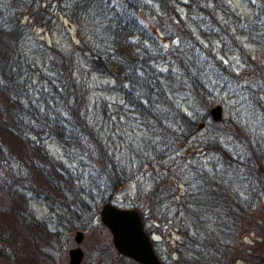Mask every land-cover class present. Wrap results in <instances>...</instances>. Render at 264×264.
<instances>
[{"label":"trees","instance_id":"1","mask_svg":"<svg viewBox=\"0 0 264 264\" xmlns=\"http://www.w3.org/2000/svg\"><path fill=\"white\" fill-rule=\"evenodd\" d=\"M108 2L78 0L72 5L73 12L79 11L82 18L91 17L101 23L112 18L111 27L100 26L106 31L103 30L104 34H109L106 38L111 41H118L129 32L131 36H144L137 19L143 17L145 8L150 9L146 0ZM40 4V0H0V96L4 98V102H0V118L12 144H18L22 157L26 159L31 153L37 161L29 162L28 169L23 173L21 165L8 163L3 156L4 150L0 148V193L4 194L18 228H23L31 236L35 226L40 225L34 219L27 200L29 195L39 193L31 186L33 171L58 193L57 197H41L52 215L56 216L57 227L88 231L101 206L115 202L117 194L136 176L139 164L123 160L119 155L117 157L112 137L88 119L84 91L77 82L74 67L71 62L69 64L70 54L47 48L51 76L40 75L48 80L50 89L43 92L35 89L27 72L31 66L20 48L26 26L20 25L16 10L35 13L32 17L35 19L41 14ZM210 6H215L216 15L225 20L235 16L225 0H188L184 4L187 15L200 20L208 16L206 10ZM230 19L234 21L232 25L237 32L242 30L237 18ZM208 22L210 30L224 27V22L216 17H210ZM261 25L264 26L263 20ZM261 25L259 31L262 30ZM244 26H248L247 20H244ZM198 32L204 39L205 30L199 28ZM172 33L177 34L180 45L171 47L162 57L165 55V60L175 61L177 69L173 67L164 74L151 65L152 53H159L157 47L143 48L142 54H138L133 62L132 57L123 55L124 48L116 43L113 48L117 51L116 56L127 64L117 73L113 71L122 63L118 59L113 64L99 53L94 55L96 59L86 57L89 68L106 72V77L115 79V91L128 105L127 110L136 116L133 122L136 128L149 130L159 138L160 146L153 145L159 148L153 156L151 154L152 157L161 153L168 157L190 141L199 125L207 123L209 127L198 142L199 148L207 154L209 168L200 167V162L189 166L187 187L180 200L169 198L173 183L165 176L157 178L152 189H146L141 194L140 189L136 190L137 197L143 202L137 201L132 209L140 212L145 231L150 234V226L153 225L148 226L150 218L146 213L164 198H168L169 203H175L174 209L165 205L164 220L165 228L177 229L179 239L173 251L177 258L175 264H264V203L258 201L264 196V131L260 129L261 125L264 127V103L259 101V96H254L257 106L253 112L259 117L253 121L256 127L231 119L217 126L210 119L209 107L202 105L197 118L194 115L195 103H202L209 92L199 67L209 69L216 79L221 74L226 78L236 75L230 66L218 59L217 52L205 49L183 22L165 30V36ZM242 49L238 46L237 52L250 65L253 62L247 61L249 56ZM103 64L104 68H100ZM251 70L255 75L254 85L264 95V66ZM225 81L219 80L218 83L226 85ZM175 93H181V96L194 102L189 108L191 116L177 105ZM43 105L44 109H41ZM116 112L119 114V111ZM46 137L56 140L66 155L77 162L79 168L85 171L84 178L79 171L81 169H70L48 153L42 143ZM247 235L256 237L253 245L248 247L243 242ZM151 242L156 243L154 240ZM106 252L111 255L113 264H136L121 257L112 246L100 247L93 254L98 264Z\"/></svg>","mask_w":264,"mask_h":264},{"label":"rangeland","instance_id":"2","mask_svg":"<svg viewBox=\"0 0 264 264\" xmlns=\"http://www.w3.org/2000/svg\"><path fill=\"white\" fill-rule=\"evenodd\" d=\"M77 1L40 0L39 8L42 11L35 19H32L35 13L27 14L26 11L16 10L20 25L26 26L25 36L21 39L20 48L27 63L31 66L27 70L31 75L30 80L33 81L35 89L40 92L50 89L48 80L40 75L42 73L46 77L51 76L48 65L50 59L46 55L47 48L58 49L71 55L69 64L71 62V66L74 67L77 82L79 81L80 87L84 91L83 99L86 100L84 104L88 108L87 112L90 116L88 119H91L98 127L103 128L108 136L112 137V145L115 146L117 157L119 155L123 160H128L133 164L139 163L136 167V176L117 194L116 201L110 204L121 209H132V205L137 201L143 202L142 199L137 197L136 190L140 189L141 194L146 189H152L154 181L160 177L165 178V176L173 183L169 198L179 201L187 187L186 177H188L189 166H192L195 162H200V167L209 168L207 154L203 153L198 144L199 140L208 132L207 123L204 124L205 127L198 124L199 127L190 141L173 154L165 157V153H161L157 157H152L154 151L159 148H155L153 145L160 146L158 143L159 138L151 134L149 130L136 128L137 125L133 123L136 116L127 110L128 105L124 103L122 96L115 91L117 89L115 79L111 76L106 77V72L89 68L86 65V57L96 59L94 55L99 53L104 59L115 64V59L121 61L116 56L117 51L113 49L117 43L121 45L120 48H124L123 55L128 58L132 57L133 62H135L139 56L138 54H142L143 48L157 47L156 50L159 53L155 51L152 53L151 65L159 73L164 74L173 67L177 69V66L174 65L175 61L165 60V55L163 57L162 55L171 47L180 45L177 34L172 33L165 36V30L171 26H179L180 22H183L184 27L199 39L205 49L211 48L214 52H217L218 59L222 60L223 64L230 66L231 71L237 76L226 78L221 74L216 79V75L212 74L209 69L199 67V73H201L203 80L208 83L209 92L202 103H195L194 115L197 118L199 117L198 113L202 110V106L204 108L209 107L210 110L218 104L222 108V120L217 123L211 120L217 126H221L222 121L229 122L231 119L234 121L240 120L241 123L256 127L257 124L253 121L259 117L253 112L257 106L254 96H259V101L264 103V95L254 85L255 75L251 69L256 68L258 70L264 66V26L261 25V20L264 21V0H225L232 13L235 14V16L229 18L224 17L227 20L216 15L215 6H210V9L206 10L208 16H204L203 20H200L197 17L191 16V18L187 15L184 4L188 0H161L162 3L146 0L150 9L145 8L143 17L137 19L144 30V36H131L129 32L118 41L107 39L106 37L109 34H104L105 30L103 27L100 28V26L111 27V24H113L112 18H109L108 21L103 20L102 23L100 20L95 21L91 17L85 16L82 18L79 16V11L77 13L73 12L72 5ZM114 1L109 0L108 4ZM13 7L16 6L11 8ZM11 8L10 12L13 11ZM210 17H216L218 21L224 22V27L218 30H210L208 26ZM232 17L237 18L242 26V30L239 32L232 25L234 24V21L230 19ZM174 19H181V21H173ZM244 20L248 21L247 27L244 26ZM211 24L215 25L214 23ZM260 25L262 26L261 31L258 28ZM199 28L205 30L204 39L198 32ZM110 30L113 29L110 28ZM115 33L119 37L118 32ZM230 36L233 37L230 39ZM238 46L242 47V50L249 56L247 61L253 63L250 65L246 63L237 52ZM122 63L118 64L116 71H113L114 73L125 68L127 64ZM100 68H104V64ZM219 80H226V85L219 84ZM205 93L204 91L203 94L205 95ZM175 99L177 105L191 116L192 112L189 111V108L193 107L194 102L181 96V93H175ZM0 102H4L3 96H0ZM41 109H44V105ZM116 111H119V114ZM261 115H263L262 112ZM260 129L264 131L262 125ZM42 143L48 153L57 161L66 164L70 169H81L79 171H81L82 177H85V171L79 168L80 166L74 159L66 155V152L56 140L46 137ZM224 143L228 144L229 142L224 141ZM0 148L4 150L3 156L8 159V163L21 165L23 173L28 169L27 164L29 162H37L31 153L30 158L25 159L22 157V153L18 150V144H12L1 118ZM31 178V186L39 193L27 197L28 207H30L34 219L40 225L35 226L34 237L23 228H18L19 225L17 220L13 218V212L7 207V202L3 197L4 194L0 193V264H68L69 250L78 246L84 253L81 264H98L93 254L100 247L105 249L107 246H112L111 235L100 224L99 214L88 231H71L64 226L57 227L56 216L52 215L46 203L41 199L42 196L57 197L56 189L51 188L46 181L43 182V179L34 171ZM19 197L25 200L24 196L20 195ZM164 199L159 205L153 207L149 213H146V216L150 218L148 226L153 225V227L150 226V234L148 235L156 242L153 244L154 253L162 261L161 263L175 264L177 258L173 251L176 250V240L179 239L177 229L170 226L165 228L164 221L165 205L174 209L175 203H169L168 198ZM258 201L264 203V196L258 198ZM77 231L84 233V239L80 245H76L74 241V235ZM255 239V236L247 235L243 242L248 247L253 245ZM100 259L99 264H113L111 263V255L108 252L102 254ZM236 264L247 263L237 262Z\"/></svg>","mask_w":264,"mask_h":264},{"label":"water","instance_id":"3","mask_svg":"<svg viewBox=\"0 0 264 264\" xmlns=\"http://www.w3.org/2000/svg\"><path fill=\"white\" fill-rule=\"evenodd\" d=\"M210 119L217 123L222 120V108L217 106L209 110ZM99 220L111 235L114 250L136 264H163L154 253L151 237L146 233L140 212L133 209H121L113 204L106 203L101 206ZM84 233L77 231L74 235L76 245H80ZM68 264H81L84 258L83 251L78 247L69 250Z\"/></svg>","mask_w":264,"mask_h":264}]
</instances>
